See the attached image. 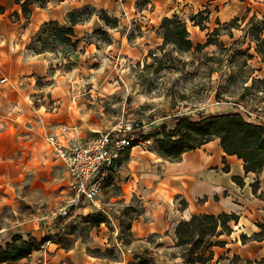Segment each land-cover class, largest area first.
I'll list each match as a JSON object with an SVG mask.
<instances>
[{
  "label": "crops",
  "instance_id": "1",
  "mask_svg": "<svg viewBox=\"0 0 264 264\" xmlns=\"http://www.w3.org/2000/svg\"><path fill=\"white\" fill-rule=\"evenodd\" d=\"M100 15L116 26L104 24ZM253 16L264 19V0H0V180L19 182L29 176L50 191L47 197L62 198L69 193L68 175L47 138L86 137L71 115L74 108L65 106L70 93L62 77L57 78L58 71H51L57 68L51 66L49 53L34 51L46 25L70 28V42L77 50L137 59L162 44L164 19L176 17L189 34L205 36L232 20ZM74 18L81 21L71 25ZM190 19L200 21L204 30ZM94 35L107 40L91 43ZM50 100L55 110L46 109ZM125 164L116 184L124 200L136 199L141 207L130 229L131 241L120 250L127 264L138 258L151 264H182L174 246L175 227L199 214L236 216V222L228 223L230 233L217 239L224 246L211 249L214 263L219 258L217 264L233 257L251 262L264 258V236L254 238L264 225V168L258 175L245 174L241 160L225 155L217 139L175 161L135 146ZM81 211L91 214L93 209ZM90 238L68 247L57 238L48 239L43 252L16 264H120L122 258L113 262L100 255L109 247L104 232Z\"/></svg>",
  "mask_w": 264,
  "mask_h": 264
},
{
  "label": "rangeland",
  "instance_id": "2",
  "mask_svg": "<svg viewBox=\"0 0 264 264\" xmlns=\"http://www.w3.org/2000/svg\"><path fill=\"white\" fill-rule=\"evenodd\" d=\"M251 19L208 32L209 45L205 44L207 34L187 32V40L192 43L189 49L182 42L173 44L168 37L137 59L102 51L85 52L72 46L62 49L65 38L49 25L42 30L34 51L49 53L51 66L57 68L51 71H58L57 78L62 77L70 93V102L65 106L74 108L71 115L78 118L77 125L83 126L85 136L133 123L140 127L142 139L149 141L143 148L156 151L158 140H179V135L171 136L176 117L194 122L209 115L240 113L250 122L264 124V31L257 33L264 21ZM177 27L181 30V25L168 26L171 31ZM164 32L163 28L162 35ZM106 40L105 36L94 35L90 42ZM46 109L55 110L56 105L50 100ZM185 131L183 128L181 133ZM127 154L122 156L117 173L126 165ZM117 179L118 174L94 201L75 207L67 205L70 192L62 198L47 197L50 191L29 176L19 182L0 180V245L10 241L13 234L24 240L34 237L40 243L34 253L39 254L48 239L57 238L68 247L75 240L88 242L91 235L104 232L109 247L97 254L118 262L122 258L120 250L124 252L122 246L131 241L130 229L141 207L136 199L122 198ZM69 184L67 177L68 191ZM88 207L93 212L83 214L81 210ZM65 216L68 219L64 224L57 222ZM188 247L177 248L179 257ZM138 259L130 264H151ZM226 260L221 264H252L239 258ZM120 261L127 264L126 258Z\"/></svg>",
  "mask_w": 264,
  "mask_h": 264
},
{
  "label": "trees",
  "instance_id": "3",
  "mask_svg": "<svg viewBox=\"0 0 264 264\" xmlns=\"http://www.w3.org/2000/svg\"><path fill=\"white\" fill-rule=\"evenodd\" d=\"M255 18L254 16L251 17ZM99 19L110 27H115L116 22L109 20L105 15H100ZM251 19V20H252ZM81 20L71 19L70 24L74 25ZM190 21L199 27L201 31L204 28L201 26L200 21L190 19ZM239 20H232L225 26L232 28ZM264 21V19H263ZM180 26L171 31L169 25ZM52 25L55 26L59 34L65 39L60 47H75L70 42V37L73 36L70 28L58 27L55 24H48L45 27ZM44 27V28H45ZM43 28V29H44ZM162 40L170 37L173 44L182 42L185 48L189 49L192 43L187 40L188 33L185 26L174 17L171 19H164L161 23L160 29L163 31ZM42 29V30H43ZM41 30V32H42ZM264 31V24L257 31ZM217 32L216 29L212 30L210 34ZM42 34V33H41ZM41 34L39 36H41ZM39 36L36 42L39 40ZM207 45L211 44L209 35L206 38ZM187 40V41H186ZM257 36V41H258ZM196 47H199L197 45ZM36 52V51H35ZM41 53V51L36 52ZM174 129L171 131V136L179 135L180 138L176 142L168 141L166 138L157 141V154L166 160L175 161L180 156L188 151L201 147L203 144L217 139L223 153L227 156H235L241 160L243 164L244 173H254L258 175L264 168V124L253 123L245 119L240 113H222L200 117L197 121H191L187 117H176L174 120ZM186 130L184 133L182 129ZM233 180L238 183L236 178ZM254 189V187H253ZM68 216V215H66ZM60 217L58 223L64 224L68 217ZM236 222L235 215L221 214L217 217L211 215H195L187 221H180L174 230L176 248H183V255H181L182 264H210L213 261V247H223L224 243L217 241V239L230 233L228 226L229 222ZM264 236V225L261 226V232L254 235V238H261ZM40 243L34 238L30 237L28 240L22 239L21 235L13 234L10 236V241L6 242L3 246L0 245V264H16L17 262L27 259ZM99 253V251H95ZM237 258V257H233ZM219 258L214 264L220 262ZM245 263L261 264L264 263V258L260 261H245Z\"/></svg>",
  "mask_w": 264,
  "mask_h": 264
},
{
  "label": "built area",
  "instance_id": "4",
  "mask_svg": "<svg viewBox=\"0 0 264 264\" xmlns=\"http://www.w3.org/2000/svg\"><path fill=\"white\" fill-rule=\"evenodd\" d=\"M141 132L140 127L129 123L106 132H92L83 138L73 135L59 141L57 136H49L47 142L63 163L70 181L71 196L67 205L75 207L94 201L116 176L122 156L135 146L144 147L149 143L142 139Z\"/></svg>",
  "mask_w": 264,
  "mask_h": 264
}]
</instances>
